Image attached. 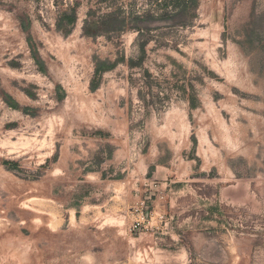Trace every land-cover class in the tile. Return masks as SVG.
<instances>
[{
  "label": "rangeland",
  "instance_id": "374dc122",
  "mask_svg": "<svg viewBox=\"0 0 264 264\" xmlns=\"http://www.w3.org/2000/svg\"><path fill=\"white\" fill-rule=\"evenodd\" d=\"M0 264H264V0H0Z\"/></svg>",
  "mask_w": 264,
  "mask_h": 264
}]
</instances>
